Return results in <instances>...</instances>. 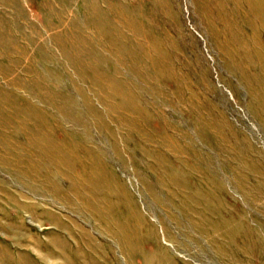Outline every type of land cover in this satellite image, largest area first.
I'll use <instances>...</instances> for the list:
<instances>
[{"label":"rangeland","instance_id":"374dc122","mask_svg":"<svg viewBox=\"0 0 264 264\" xmlns=\"http://www.w3.org/2000/svg\"><path fill=\"white\" fill-rule=\"evenodd\" d=\"M0 264H264V0H0Z\"/></svg>","mask_w":264,"mask_h":264}]
</instances>
